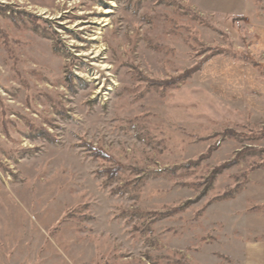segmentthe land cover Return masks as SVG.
<instances>
[{
  "label": "rangeland",
  "instance_id": "rangeland-1",
  "mask_svg": "<svg viewBox=\"0 0 264 264\" xmlns=\"http://www.w3.org/2000/svg\"><path fill=\"white\" fill-rule=\"evenodd\" d=\"M260 239L264 0H0V264Z\"/></svg>",
  "mask_w": 264,
  "mask_h": 264
},
{
  "label": "crops",
  "instance_id": "crops-1",
  "mask_svg": "<svg viewBox=\"0 0 264 264\" xmlns=\"http://www.w3.org/2000/svg\"><path fill=\"white\" fill-rule=\"evenodd\" d=\"M237 264H264V240L245 241Z\"/></svg>",
  "mask_w": 264,
  "mask_h": 264
},
{
  "label": "bare ground",
  "instance_id": "bare-ground-1",
  "mask_svg": "<svg viewBox=\"0 0 264 264\" xmlns=\"http://www.w3.org/2000/svg\"><path fill=\"white\" fill-rule=\"evenodd\" d=\"M111 10L109 8H106L103 12L104 13H109Z\"/></svg>",
  "mask_w": 264,
  "mask_h": 264
}]
</instances>
